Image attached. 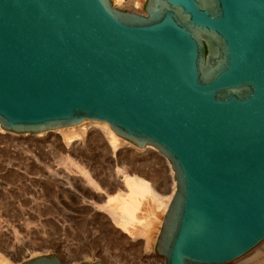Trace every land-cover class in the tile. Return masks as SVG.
Returning a JSON list of instances; mask_svg holds the SVG:
<instances>
[{"label":"water","instance_id":"obj_1","mask_svg":"<svg viewBox=\"0 0 264 264\" xmlns=\"http://www.w3.org/2000/svg\"><path fill=\"white\" fill-rule=\"evenodd\" d=\"M85 120L169 161L176 189L154 247L165 264L247 253L264 239V0H147L144 14L0 0L1 128Z\"/></svg>","mask_w":264,"mask_h":264},{"label":"rangeland","instance_id":"obj_2","mask_svg":"<svg viewBox=\"0 0 264 264\" xmlns=\"http://www.w3.org/2000/svg\"><path fill=\"white\" fill-rule=\"evenodd\" d=\"M146 1L131 10L111 0L116 9L139 14H144ZM87 122L81 126L84 133L77 131L74 135L79 136L69 140L62 131L36 135L0 131V257L11 264L21 262L25 253L33 257L54 253L62 264H78L91 253L103 264H156L142 239L131 241L110 214L97 207L106 195H93L79 169L110 195L116 192L114 174L120 169L167 196L170 181L164 169L169 162L155 148L138 149L121 138L124 145L113 149L98 127L93 128L98 124Z\"/></svg>","mask_w":264,"mask_h":264},{"label":"bare ground","instance_id":"obj_3","mask_svg":"<svg viewBox=\"0 0 264 264\" xmlns=\"http://www.w3.org/2000/svg\"><path fill=\"white\" fill-rule=\"evenodd\" d=\"M115 1L116 3H119V4L125 3L131 8V10H135L137 8H140L143 0H115ZM130 12H133V11H130ZM87 121H90V120L82 121L81 123L77 125L62 127V129L57 128V129L42 131L39 133H29V132L28 133H14V132H10V131L2 129L1 126H0V131L1 132L6 131V132L14 133V134L36 135V134H40L43 132L45 133V132L54 130V132H60V131L64 132L62 133L64 134V139H68L71 136L76 137L78 133L77 135H74V134H76L77 131L80 132V134H83L84 129L83 128L81 129V126H83L85 123H89ZM96 126L100 130L101 134L108 140L107 142H109L110 146L113 149H115L119 145L120 146L124 145V143H122L124 139L121 140L122 138L120 139V137L114 134V132L107 125L98 124V125L93 126V128H95ZM133 146L136 147L135 145ZM147 147H151V146H145L143 149ZM167 162L169 161L167 160ZM68 164H70L71 167H74L73 163L69 162ZM169 164L167 163L166 169H164L168 172L167 181L168 182L170 181V186H168V190L166 192L168 193L167 196L165 195L162 196L156 193L153 190L152 185L149 184V182H146L140 176L138 177L135 173H134L135 175L133 174L129 175L128 173H125L120 169L116 170L117 172L114 174V178L118 179V181L116 180V187H117V188L115 187L116 192L114 190V194L110 195L108 194L109 190L107 188L100 187L96 182H94L91 179V177L87 173L81 172V169H79L80 173L85 178V182L90 184V186L92 187L91 191L93 195L95 194L106 195L105 197L107 199L105 202H103L104 203L103 205L100 206L98 203H95V202L93 204H98L97 207H99V209H103L107 211L110 214L109 219L112 220V223L115 224L119 229H121L122 232H125L126 234H128V236L132 238L131 241L142 239L145 248L149 249V251L148 250L147 251L149 252L150 255L152 254L151 257L153 258V260H155L156 264H158V262L161 264H164L165 262V258L157 257V255L155 256L153 254V251H154V246L156 244V239L159 234L164 215L167 211L168 205L171 202L173 195L175 193V189H176V183L173 177L174 173H173L171 165ZM75 168L77 167L75 166ZM138 174H141V173H138ZM100 195H96V196L99 197ZM24 255L21 257H26V258L22 259L21 262L37 257V256H41V255H37L33 257V254H30V253L29 255H26V256ZM44 255H55V254L52 253V254H44ZM96 258L97 257H95L93 253H91L89 257L84 256L81 259L84 260L83 262H87L90 259L92 261L87 262V263H93V262H96ZM0 264H11V261L9 260V258H5V256H3V257H0ZM227 264H264V239L260 243H258L255 247H253L251 250H249L247 253H245L244 255L240 256L239 258Z\"/></svg>","mask_w":264,"mask_h":264}]
</instances>
